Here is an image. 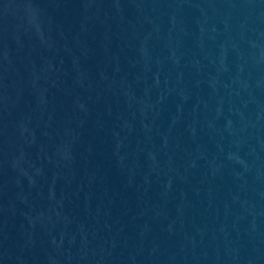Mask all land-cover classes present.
Masks as SVG:
<instances>
[{"label": "water", "instance_id": "water-1", "mask_svg": "<svg viewBox=\"0 0 264 264\" xmlns=\"http://www.w3.org/2000/svg\"><path fill=\"white\" fill-rule=\"evenodd\" d=\"M0 264H264V0H0Z\"/></svg>", "mask_w": 264, "mask_h": 264}]
</instances>
